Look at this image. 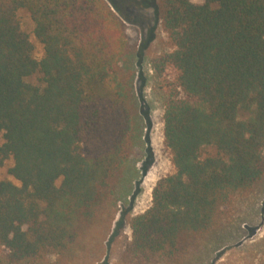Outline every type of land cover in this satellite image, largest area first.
Segmentation results:
<instances>
[{
	"label": "trees",
	"instance_id": "1",
	"mask_svg": "<svg viewBox=\"0 0 264 264\" xmlns=\"http://www.w3.org/2000/svg\"><path fill=\"white\" fill-rule=\"evenodd\" d=\"M120 0H0V264L74 259L114 221L139 118ZM174 171L127 256L176 263L264 182V0H157ZM33 22L41 57L20 11ZM40 74V84L29 78Z\"/></svg>",
	"mask_w": 264,
	"mask_h": 264
},
{
	"label": "rangeland",
	"instance_id": "2",
	"mask_svg": "<svg viewBox=\"0 0 264 264\" xmlns=\"http://www.w3.org/2000/svg\"><path fill=\"white\" fill-rule=\"evenodd\" d=\"M156 3L157 0L119 1V14L132 46L125 61L127 66L133 63L134 67L139 118L133 154L118 189L116 218L101 220L93 226L74 259L52 256L48 264H264V182L240 199L232 216L196 241L178 262H145L126 254L132 240L131 220L151 206L157 181L174 171L164 142L163 95L165 79H172L173 73L168 70L161 75L154 68L155 60L165 51V34ZM20 16L36 46V55L41 57L44 49L32 33L33 22L28 12L21 10ZM40 79V74H35L29 81L40 84ZM11 165L12 161L0 169V180L11 178L7 174Z\"/></svg>",
	"mask_w": 264,
	"mask_h": 264
}]
</instances>
